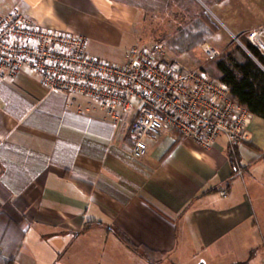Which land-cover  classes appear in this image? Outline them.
Instances as JSON below:
<instances>
[{
	"label": "crops",
	"instance_id": "crops-1",
	"mask_svg": "<svg viewBox=\"0 0 264 264\" xmlns=\"http://www.w3.org/2000/svg\"><path fill=\"white\" fill-rule=\"evenodd\" d=\"M13 7L66 31L80 8L116 14L130 30L136 9L112 0H0V14ZM209 14L220 26L212 45L225 49L233 35L264 24V0H224ZM133 113L120 125L76 113L27 69L0 79V211L24 225L13 264H102L106 228L103 242L112 234L122 241L120 231L178 262L202 252L223 264H264V119L252 116L251 139L235 150L224 135L206 148L171 132L138 158Z\"/></svg>",
	"mask_w": 264,
	"mask_h": 264
},
{
	"label": "built area",
	"instance_id": "built-area-1",
	"mask_svg": "<svg viewBox=\"0 0 264 264\" xmlns=\"http://www.w3.org/2000/svg\"><path fill=\"white\" fill-rule=\"evenodd\" d=\"M245 36L264 57V24ZM219 53L211 44L202 46L203 61ZM24 69L50 91L66 95L69 109L89 118L120 125L136 101L129 135L138 158L147 153L149 140L171 132L206 148L221 135L232 150L251 139L252 113L200 65L173 57L165 41L134 45L123 63L114 64L90 54L84 35L44 26L13 7L0 14V79Z\"/></svg>",
	"mask_w": 264,
	"mask_h": 264
},
{
	"label": "trees",
	"instance_id": "trees-1",
	"mask_svg": "<svg viewBox=\"0 0 264 264\" xmlns=\"http://www.w3.org/2000/svg\"><path fill=\"white\" fill-rule=\"evenodd\" d=\"M127 4L153 16L165 17L179 10L180 50L191 51L204 43L205 37L220 30L207 13V8L224 0H112ZM194 27L197 30L190 29ZM239 42H233L220 53L200 66L210 76L226 84L229 97L243 105L252 115L264 119V57L249 42L245 34L238 36ZM171 44L178 43L169 39ZM233 172H237V156L230 155ZM236 160V161H235ZM86 229V225L82 230ZM122 242L131 250L138 251L146 261L153 263L162 259L163 252L146 246H135L130 239L118 231ZM24 239V225L14 222L0 211V264H13Z\"/></svg>",
	"mask_w": 264,
	"mask_h": 264
},
{
	"label": "rangeland",
	"instance_id": "rangeland-1",
	"mask_svg": "<svg viewBox=\"0 0 264 264\" xmlns=\"http://www.w3.org/2000/svg\"><path fill=\"white\" fill-rule=\"evenodd\" d=\"M121 8L128 10L125 7ZM80 9L71 15L67 30L84 35L87 39L88 52L95 57L103 58L110 62H121L127 51L134 45L165 41L168 44L169 53L173 57L188 66H199L203 62L202 46L204 43L212 45V36L215 34L206 36L204 43L197 45L193 50L185 51L179 49V42L186 35H180L182 19L177 8H174L173 13L165 17L153 16L140 9L132 8L133 24L130 30L125 26L124 22L121 23L116 20V14L98 13L96 9L91 14V10ZM207 13L211 17L209 7L207 8ZM212 21L218 25L215 18H212ZM190 29L192 31L197 30L194 27L191 28V26ZM238 36L233 35L230 37L228 45L237 42L235 37ZM169 39H174L178 43L171 44ZM217 47L220 51L223 50V46ZM132 103L130 112L134 111L137 104L136 101ZM101 231L102 246L99 256L102 259V264H223L219 261H210L202 252L199 253L195 260L191 259L189 261L188 259L178 262L165 257L149 263L138 251L127 249L115 234L110 235L109 239L103 242V239H105L103 235L107 233V228Z\"/></svg>",
	"mask_w": 264,
	"mask_h": 264
},
{
	"label": "water",
	"instance_id": "water-1",
	"mask_svg": "<svg viewBox=\"0 0 264 264\" xmlns=\"http://www.w3.org/2000/svg\"><path fill=\"white\" fill-rule=\"evenodd\" d=\"M235 40H236L237 42H239V43H240V41H239L238 37H235Z\"/></svg>",
	"mask_w": 264,
	"mask_h": 264
}]
</instances>
